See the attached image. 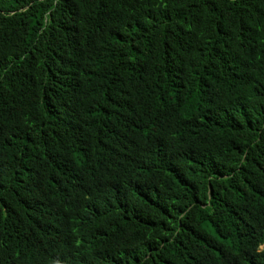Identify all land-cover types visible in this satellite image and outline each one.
Listing matches in <instances>:
<instances>
[{"label": "trees", "instance_id": "1", "mask_svg": "<svg viewBox=\"0 0 264 264\" xmlns=\"http://www.w3.org/2000/svg\"><path fill=\"white\" fill-rule=\"evenodd\" d=\"M0 264H264V0H0Z\"/></svg>", "mask_w": 264, "mask_h": 264}]
</instances>
